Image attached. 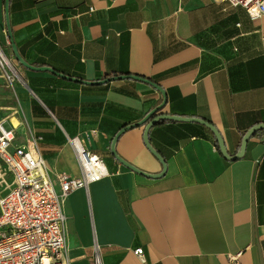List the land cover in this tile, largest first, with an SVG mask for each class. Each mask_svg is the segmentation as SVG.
<instances>
[{"label": "crops", "instance_id": "crops-1", "mask_svg": "<svg viewBox=\"0 0 264 264\" xmlns=\"http://www.w3.org/2000/svg\"><path fill=\"white\" fill-rule=\"evenodd\" d=\"M8 25L0 0V47L22 79L0 106L13 144L34 138L49 176L73 178L77 134L108 170L68 194L69 264H93L94 240L103 264H232L238 252L264 264V128L241 149L264 124V15L217 0H9ZM155 109L209 122L241 156L199 122L166 119L148 136L164 168L141 123Z\"/></svg>", "mask_w": 264, "mask_h": 264}, {"label": "built area", "instance_id": "built-area-1", "mask_svg": "<svg viewBox=\"0 0 264 264\" xmlns=\"http://www.w3.org/2000/svg\"><path fill=\"white\" fill-rule=\"evenodd\" d=\"M242 6L251 19L264 15V0H217ZM0 72L8 85L22 82L19 73L0 47ZM14 128L0 119V161L12 174V185L0 195V264H69L67 214L68 194L77 188L88 190L89 184L108 173L102 158L85 148L79 135L69 137L81 167L79 177L64 172L52 179L34 138L13 144ZM101 245L94 240L93 264H103ZM134 253L145 260L143 249ZM239 255L230 256L238 264Z\"/></svg>", "mask_w": 264, "mask_h": 264}, {"label": "water", "instance_id": "water-1", "mask_svg": "<svg viewBox=\"0 0 264 264\" xmlns=\"http://www.w3.org/2000/svg\"><path fill=\"white\" fill-rule=\"evenodd\" d=\"M8 4H9V0H4V9H5V19H6V25H8ZM8 31H9V34L11 35V29H10V25H8ZM21 61V59H19ZM47 69V68H46ZM51 71V70H50ZM118 77H126V76H118ZM130 78H137V79H141V80H146V79H143V78H140L139 76H130ZM108 80V79H107ZM148 83L150 81L146 80ZM152 83V82H150ZM152 85H154L157 89H159L161 91V88L152 83ZM158 109H155L153 111L150 112V114L141 122V123H145L147 122V125L145 127V134H144V142H145V145L148 147V149L155 155V157L162 163L163 167L165 168V161L163 160L162 156L159 154V152L153 147L150 145V142H149V129H150V126L155 124L156 122L158 121H163V120H175V121H192V122H199L201 124H203L204 126H206L207 128H209L212 133H214L215 135V138H216V142L217 144L219 145V148L222 152V154L227 158V159H230V158H237V157H240L241 154H235L234 156L232 157H229L228 154H227V151H226V148H225V144L223 142V139H222V136L219 132V130L217 128H215L214 125H211L209 122L201 119V118H190V117H179V116H175V115H169V114H159V115H156L155 113L157 112ZM134 125H137V124H134ZM134 125H127L125 126L124 128L121 129V131H124L128 128H131V127H134ZM260 128H264V124H261L260 125H256V126H253L251 129H249L245 135L243 136L242 138V145H241V149L243 150V148L245 147L246 145V142L248 140V138L251 136V135H254V133L258 130H260ZM113 147V146H112ZM112 152L113 154L115 155V152H114V147L112 149ZM115 157L117 158V160L121 163H123L125 166H127L128 168H130L131 170H133L134 172H140L141 174L143 175H146L144 172L140 171L139 169L135 168L134 166H132L130 163L126 162L125 160H123L122 158H119L115 155ZM153 176V175H152ZM152 176H149V177H152ZM158 175H155L154 177H158Z\"/></svg>", "mask_w": 264, "mask_h": 264}, {"label": "rangeland", "instance_id": "rangeland-1", "mask_svg": "<svg viewBox=\"0 0 264 264\" xmlns=\"http://www.w3.org/2000/svg\"><path fill=\"white\" fill-rule=\"evenodd\" d=\"M0 72V106L4 107L3 109H8V93L9 87L5 79L1 76ZM6 110L0 112V116L6 114ZM12 174L11 171L0 161V195L5 193L12 185Z\"/></svg>", "mask_w": 264, "mask_h": 264}, {"label": "trees", "instance_id": "trees-1", "mask_svg": "<svg viewBox=\"0 0 264 264\" xmlns=\"http://www.w3.org/2000/svg\"><path fill=\"white\" fill-rule=\"evenodd\" d=\"M215 144H217V142L215 141ZM217 146L219 147V145L217 144Z\"/></svg>", "mask_w": 264, "mask_h": 264}]
</instances>
